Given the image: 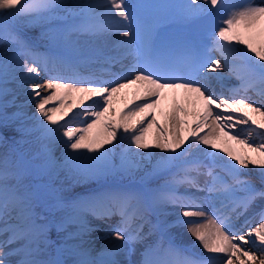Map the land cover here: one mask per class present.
Masks as SVG:
<instances>
[{
  "label": "snow or ice",
  "instance_id": "6c2138e0",
  "mask_svg": "<svg viewBox=\"0 0 264 264\" xmlns=\"http://www.w3.org/2000/svg\"><path fill=\"white\" fill-rule=\"evenodd\" d=\"M145 7L126 0H0V45L12 48L2 59L24 58L19 77L0 87V127H8L12 96L11 106L21 112L12 114L13 122L37 144L31 153L0 155V264H120L116 256L123 244L145 240L146 224L161 239L146 246L140 264H264V0L174 5L190 28L179 43L159 39L140 15ZM21 20L39 24L60 51L34 53L18 27ZM225 73L239 81L227 96L211 85ZM9 83L15 85L11 90ZM21 93L23 107L34 106L30 116L16 104ZM121 93L125 102L117 108ZM238 125L247 128L230 131ZM150 129L156 132L152 140ZM116 141H127L119 165L105 147ZM133 146L143 151L133 152ZM150 148L165 155L153 163ZM64 169L142 172V181L163 182L86 199L57 196L50 203L44 199L48 181ZM242 169L258 170L260 186ZM181 186L203 196L180 193ZM257 201L262 206L248 215ZM37 204L64 211L55 222L58 230L76 220L81 235L91 230L86 216L118 215L110 236L122 243L97 256L79 246L67 248L70 260L46 255L54 222L40 219ZM169 208L175 210L174 224L185 226L202 252L164 239ZM150 213L157 216L155 224Z\"/></svg>",
  "mask_w": 264,
  "mask_h": 264
},
{
  "label": "bare ground",
  "instance_id": "6f19581e",
  "mask_svg": "<svg viewBox=\"0 0 264 264\" xmlns=\"http://www.w3.org/2000/svg\"><path fill=\"white\" fill-rule=\"evenodd\" d=\"M127 3L130 4H140V5H147L149 7H145L140 9V15L143 18L144 22L150 26H153L155 28V32L158 34V37L160 40H163L161 36H163L162 33V27L165 25L164 21V15H169L171 14V8L166 7L163 8V6L156 5L152 3L150 0H126ZM157 13H162L161 15H156ZM18 27L20 31H26L24 34L25 36H31L32 38H28L29 44L31 45L33 51L38 48L42 52H44V46H47L48 44H53L51 43L48 39H46L43 35V32L45 31L43 28L39 26L34 21L31 20H21V22L18 24ZM32 39L35 41L33 42ZM170 42V41H169ZM11 50V45L9 46H2L0 47V76L4 75L5 77L0 78V87H3V81H11L14 77H19L20 75V68L22 64L24 63V58L21 57L18 62H14L12 65L10 64L11 62H5L2 57L5 56L4 53L8 52ZM30 59V58H29ZM43 78V77H41ZM239 84V81H238ZM13 87H15L14 84L9 83L8 88L11 90ZM26 90V89H25ZM249 94L252 96H255V92L252 90H249ZM25 99L24 95L21 93L17 97H15L16 104L19 105L24 112H26L29 116L35 111L34 106H28V107H23L21 102ZM9 100V106L7 107V123H9V130L6 131L8 133V138L7 140L10 142H15L21 147L25 148L28 151L34 152L37 144L34 140L33 137L30 136H21L18 129L20 127V122H13L15 120V117L12 115L13 113H16V115H21V112L17 111L16 107L11 106V101L13 100L12 96L8 97ZM125 102V96L124 93H121L118 100L115 103V106L118 108L122 106ZM165 111H167V105H165ZM158 119L161 120V123H163V119L159 116L158 113ZM31 123V121H29ZM247 128L246 125H238L235 129L230 130L233 131L234 133H240L243 132ZM207 131V130H205ZM6 134L1 133V138H4ZM149 139L152 140L156 136L155 129H150L148 133ZM256 143H259L260 140L256 139ZM219 143V142H218ZM106 148L111 149L110 153V160L113 164L119 165L121 157L123 153L127 149V141L120 142L116 141L114 142L113 145H105ZM204 147V146H202ZM133 152H138V151H143V150H137L134 148V146L131 149ZM148 152L151 154V159L153 163H155V160L159 156L165 155L163 152V155L161 153L160 149L156 148H150ZM56 155L59 156L60 152L57 150ZM223 155V154H221ZM227 159V157H225ZM249 172V175H251L252 172H257L258 170L255 169H249L246 170ZM140 174H143L140 172ZM119 174L114 171V170H89L87 173H83L82 171H68L67 169L60 170L56 176H54V184H57V186L61 189L62 193L63 191H68L69 195L66 196L68 200L71 199H84L83 197H80L78 193L82 191L84 194H89V197L93 196V190L96 189L97 193L99 194L100 192H113L114 190L113 187H119L121 186L120 181H116V177ZM257 176V175H256ZM255 177V175H254ZM163 182V177L160 180V183ZM143 183H137L135 185V190L141 189ZM152 186V185H150ZM93 187V188H92ZM154 187V186H152ZM180 190H185V187H181ZM115 191V190H114ZM44 198H47L45 195ZM49 200V199H47ZM55 203V200H51ZM259 203H262L259 201ZM57 211H59L61 214H65L64 211H62L59 208H56ZM168 215L164 217L167 220H172L174 217H176L175 210L169 208L168 209ZM114 216H112L110 219H113ZM163 218V219H164ZM62 219V215L60 217V220ZM148 219L151 220V216H148ZM107 220V219H105ZM105 220H100L96 219L91 215H88L84 218L83 222L90 227V231H87L83 233L82 235L79 232L80 228V223L76 220H71V221H65L64 223V229L66 231L60 230L57 234H53L56 230L55 227H52L49 229L48 233H52V236L56 238L54 240V246H58L60 249V246L62 249H64L63 253L65 256V259H71L72 254L67 251L68 247H73V246H79L82 247L83 249L87 250L88 252L91 253L92 256H95V254L103 255V250L106 248L112 247L114 244H120L122 242L116 241L111 238L110 236V230L107 231L106 233H102L100 231L101 225ZM136 223H139L137 221ZM77 224V225H76ZM118 223H115V225ZM170 224H173L170 222ZM104 226V225H103ZM135 227V224L133 225ZM143 232L147 234V239H153L156 237V241H159L161 239L160 235L157 234L155 231L149 232V227L146 224L143 228ZM171 231L170 229L167 228L166 234H169ZM177 234L181 235L184 238V241L187 243L191 244L194 249L198 250L199 252H202V249L199 247H194L196 242L194 239L191 237V235L187 232L185 226H181V228L176 229ZM72 233L78 238H67V234ZM51 238L47 241V244L51 242ZM60 245V246H59ZM148 244L145 242V240L136 242L132 245H128V249L124 251V245L122 251L119 252V254L116 256V259L124 260L125 263L123 262L122 264H140V261L143 258L144 250ZM92 246V247H91ZM94 246V247H93ZM15 247V245H13ZM47 253V251H46ZM47 255V254H46ZM11 259H15V257H12Z\"/></svg>",
  "mask_w": 264,
  "mask_h": 264
},
{
  "label": "rangeland",
  "instance_id": "374dc122",
  "mask_svg": "<svg viewBox=\"0 0 264 264\" xmlns=\"http://www.w3.org/2000/svg\"><path fill=\"white\" fill-rule=\"evenodd\" d=\"M1 129H4V127H0ZM4 134H7L6 132H2ZM2 147V146H1ZM162 155H163V151H161ZM74 171V170H73ZM140 175L143 176V174H136L135 176H129V175H122V174H119V176L115 179L116 181H125L126 178H131V177H139L140 178ZM48 192V191H47ZM58 192V191H57ZM62 193V192H61ZM63 194H68L67 191H63ZM92 247V246H91ZM94 247V246H93Z\"/></svg>",
  "mask_w": 264,
  "mask_h": 264
}]
</instances>
